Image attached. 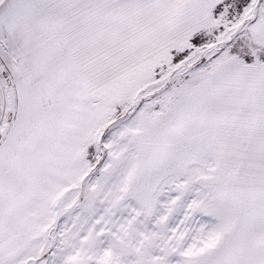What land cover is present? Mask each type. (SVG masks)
I'll list each match as a JSON object with an SVG mask.
<instances>
[{"label": "snow or ice", "instance_id": "obj_1", "mask_svg": "<svg viewBox=\"0 0 264 264\" xmlns=\"http://www.w3.org/2000/svg\"><path fill=\"white\" fill-rule=\"evenodd\" d=\"M0 264H264V0H0Z\"/></svg>", "mask_w": 264, "mask_h": 264}]
</instances>
